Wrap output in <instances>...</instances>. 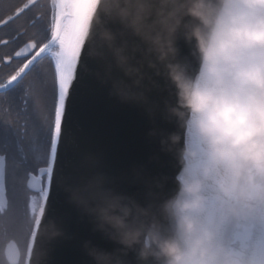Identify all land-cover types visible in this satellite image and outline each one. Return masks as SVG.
<instances>
[{
	"label": "clouds",
	"instance_id": "obj_1",
	"mask_svg": "<svg viewBox=\"0 0 264 264\" xmlns=\"http://www.w3.org/2000/svg\"><path fill=\"white\" fill-rule=\"evenodd\" d=\"M92 24V57L110 52L130 79L114 81L112 94L144 108L147 136L179 169L172 193L146 204L96 178L68 190L116 246L86 242L93 264H127L129 255L136 264H238L219 234L264 212V0H97ZM129 31L147 43L149 67L166 82L172 98L163 108L149 101L144 77L117 43ZM157 115L174 130L158 126ZM48 230L51 239L62 235L55 223Z\"/></svg>",
	"mask_w": 264,
	"mask_h": 264
},
{
	"label": "snow or ice",
	"instance_id": "obj_2",
	"mask_svg": "<svg viewBox=\"0 0 264 264\" xmlns=\"http://www.w3.org/2000/svg\"><path fill=\"white\" fill-rule=\"evenodd\" d=\"M36 3L37 0H26L17 6L14 15L0 19V30L27 16ZM96 8L97 0H51L50 27L40 17L31 21L37 29L36 38L25 40V33L19 32L0 38V46H13L11 52L0 57V62L10 69L0 79V105L6 104V115L0 118V186L5 181L7 162H19L34 193L27 204L32 242L45 220L50 199L54 205L62 202V193L85 183L74 158L63 150L69 143L74 117L100 91L97 77L122 80L110 52H105L103 61L91 55L98 31L92 24ZM106 23L112 32H123L118 23ZM125 36L126 33L117 41L118 45ZM45 61L48 73L43 70ZM109 68L110 77H105ZM99 175L115 181L106 171ZM48 219L60 223L62 215L48 213ZM97 248L104 249L99 245ZM27 251L30 255L32 244ZM127 264H136L135 257L128 256Z\"/></svg>",
	"mask_w": 264,
	"mask_h": 264
},
{
	"label": "water",
	"instance_id": "obj_3",
	"mask_svg": "<svg viewBox=\"0 0 264 264\" xmlns=\"http://www.w3.org/2000/svg\"><path fill=\"white\" fill-rule=\"evenodd\" d=\"M121 45L130 67L137 69L144 77L149 101L163 108L164 101L171 99L170 93L166 82L149 67L154 57L147 43L129 31ZM180 47L182 56H186L188 49L182 42ZM114 69L121 74L123 81L130 82L115 63ZM111 71V68L106 70L105 77H110ZM113 82L97 77L100 91L78 110L70 125L69 143L63 150L67 156L74 158L85 182L101 179L106 188L132 197L140 204H146L152 198L159 201L175 189L174 178L179 170L176 161L173 156L160 152L158 140L147 136L152 125L144 108L121 103L112 94ZM156 123L166 130H174L173 125L161 122L158 115ZM105 171L115 177L114 182L99 175ZM156 181L162 186L157 187ZM62 194L63 201L55 205L50 199L45 220L37 230L35 242L31 243L32 252L28 254L27 264H93L85 250L86 242L107 251L116 247L95 230L90 217L70 202L68 193ZM48 213L53 216L61 214L62 222L48 219ZM52 223L62 233L55 239L50 238L48 230ZM263 233L264 212H259L225 225L219 234V241L238 264H255Z\"/></svg>",
	"mask_w": 264,
	"mask_h": 264
},
{
	"label": "flooded vegetation",
	"instance_id": "obj_4",
	"mask_svg": "<svg viewBox=\"0 0 264 264\" xmlns=\"http://www.w3.org/2000/svg\"><path fill=\"white\" fill-rule=\"evenodd\" d=\"M26 0H0V19H7L17 6H22ZM40 17L42 23L50 27V15L47 0H37L27 16H22L14 24L4 26L0 30V38H7L13 32L25 33L23 39L37 37V29L31 21ZM13 46H0V57L12 51ZM43 70L48 73V61L43 64ZM10 71L0 62V79ZM49 82L51 77L49 76ZM6 115V104L0 105V118ZM23 124V120H20ZM34 193L29 189L27 176L19 162H7L5 181L0 186V264H27L28 245L30 237L31 216L27 214V204Z\"/></svg>",
	"mask_w": 264,
	"mask_h": 264
},
{
	"label": "bare ground",
	"instance_id": "obj_5",
	"mask_svg": "<svg viewBox=\"0 0 264 264\" xmlns=\"http://www.w3.org/2000/svg\"><path fill=\"white\" fill-rule=\"evenodd\" d=\"M255 264H264V233L258 247Z\"/></svg>",
	"mask_w": 264,
	"mask_h": 264
},
{
	"label": "trees",
	"instance_id": "obj_6",
	"mask_svg": "<svg viewBox=\"0 0 264 264\" xmlns=\"http://www.w3.org/2000/svg\"><path fill=\"white\" fill-rule=\"evenodd\" d=\"M47 6H48L49 15H50V17H51V14H52L51 0H47Z\"/></svg>",
	"mask_w": 264,
	"mask_h": 264
}]
</instances>
